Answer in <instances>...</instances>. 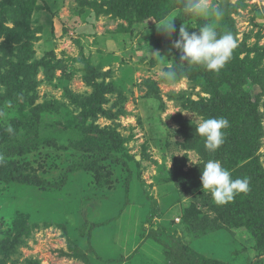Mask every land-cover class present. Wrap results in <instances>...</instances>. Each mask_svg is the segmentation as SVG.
Returning <instances> with one entry per match:
<instances>
[{
	"label": "rangeland",
	"instance_id": "1",
	"mask_svg": "<svg viewBox=\"0 0 264 264\" xmlns=\"http://www.w3.org/2000/svg\"><path fill=\"white\" fill-rule=\"evenodd\" d=\"M28 1L34 6L27 22V36L11 41L0 35V85L4 89L0 110L6 113L0 119V132L10 137L4 143L0 138V147L35 136L40 140L55 139L57 147L39 143L37 150L13 159L19 169L48 181L50 188L41 191L0 183V264H84L77 256V247L86 244L79 228L85 222L92 224L94 216H99L104 203L102 193L112 201L131 197L124 183L128 175L136 178V190L143 198L140 204L132 199V206L126 210H137L141 221L143 211V220L148 217L156 233L161 232L160 224L170 227L177 239L184 238L186 230L203 241L204 249L199 252L226 263L234 264L233 257L236 264L255 256L263 260L264 247L259 249L255 238L241 227V214H226L234 200L217 205L201 187L186 192L175 181L168 182L175 173L200 171L201 161L209 159L219 160L233 179L240 177L233 174L234 168L218 151L209 152L198 145L188 147L191 143L184 130H190L196 140L199 118L207 117L185 106L190 100L208 99L209 94L183 76L174 87L160 78L159 55L165 59L163 67L174 63L168 57L173 47L171 36L157 28L160 20L139 22L129 14L108 12L119 0ZM240 1L243 6L230 16L234 21L231 33L237 42L233 51H242L239 59L248 55L261 60L255 82L237 69L234 76L240 89L236 91L237 97L242 93L250 96L247 111L259 97L255 113L244 117L241 125L258 123L260 131L252 132L258 144L254 157L259 158L264 171V0L226 2L235 5ZM212 3L225 4L224 0ZM0 25L15 28L13 11L3 0ZM196 27L193 24L191 32L198 31ZM224 27L218 22L217 30L223 31ZM93 83L112 91L103 93V112L89 116L86 124L100 130L114 129L125 140L117 155L124 162L105 163L112 172L113 184L102 190H96L90 173L76 167L87 160L90 146L70 136L75 148H66L67 135L62 137L57 126L67 118H83L75 102L93 96ZM38 107L45 112L35 116ZM56 108L60 111L56 112ZM28 119L34 120L29 129L16 127ZM8 124L14 134L5 131ZM183 124L192 126L186 128ZM90 153L97 155L94 149ZM196 185H201L200 180ZM91 197L93 207L87 203ZM56 209L64 215L53 213ZM149 228L150 224L146 225V231Z\"/></svg>",
	"mask_w": 264,
	"mask_h": 264
},
{
	"label": "trees",
	"instance_id": "2",
	"mask_svg": "<svg viewBox=\"0 0 264 264\" xmlns=\"http://www.w3.org/2000/svg\"><path fill=\"white\" fill-rule=\"evenodd\" d=\"M3 1L9 4V9H12L13 11L16 29L0 25V35H3L8 40L11 39V41H13V39L18 41L24 39L28 34L27 22L34 6L33 2L31 4L29 1L27 2V0ZM226 1L227 0H224L225 4L220 5L224 9V17L219 22L225 26L223 31L217 30L221 34L234 31V21L230 16L232 13L236 12L238 7L243 6L242 1L237 2L235 5H229ZM173 11L178 13L176 19L173 21L175 30L171 34V43L173 46L174 41L179 38L178 32L181 26L188 27L191 32L193 24L200 26L206 22L201 18L183 14L182 0H119L109 9L108 12H114L117 16H125L126 14H129L130 16H134L136 21L140 22L148 18H153L155 21H159ZM156 44V48L160 47L158 41ZM241 52L242 51L238 50L233 51L230 61H228L225 67L218 73L208 71L200 66H186V61H180L179 50L173 47L170 52L171 55L168 57L174 62L172 66L177 68L181 73V76L186 74L187 78L194 83L200 84L203 91L209 94L208 99L188 101V105L185 106L186 109L190 108L207 118L223 117L229 121V127L224 130L225 142L216 151L219 152L221 158H225L231 164V167L234 168V175L238 174L240 178L248 179L249 191L247 193H242L241 196L237 195L234 198V202L228 206L226 214L236 216V214L240 213L242 221L239 219V224H242L241 227H245L250 232L252 238H255L254 244L261 249L264 247V171L259 164V158L254 157L255 153L258 151V144L256 141L257 138L252 137L254 136V133L252 132H259L260 127L257 122L249 125H241V121L244 117L255 113L256 101L259 97L254 99L251 105L252 110L250 111L249 109V111H247V107H250L248 103L251 100L250 96L247 93H242L240 97H237L236 90H239L240 88L239 85H237L238 81L234 76L237 73V69H240L244 71L246 75L245 77L250 80V82H255L258 77L255 70L261 58L257 56L254 59H250L249 56L246 55L242 59H239ZM181 63H184L185 65ZM93 87V96L83 99V101L78 100V102H75L77 107L82 110L83 118H67L64 119V121H59L57 126L62 130V137L67 135L66 142L69 144L66 148H75V143L72 142L71 137L76 142L84 143L88 145V147L90 146V150L87 151L89 157L76 167L78 171L90 173L96 190H102L111 188L113 184L112 172L107 168L105 163L124 162L123 159L117 157V155L119 154V151L122 150L125 140L121 138L114 129L100 130L95 125L90 123L86 124L89 116H94L103 112L102 105L105 103L103 93L106 90L107 92L112 91L111 89L101 88L97 83H93ZM226 89L228 90L226 91ZM41 110V107H38L35 116H39L45 112H41ZM58 111L60 110L57 109L56 112ZM66 112L67 110L64 109L63 113ZM33 123L34 120L28 119L25 122H19L16 127L29 129ZM182 126L184 127L185 125L183 124ZM191 126V124H187L185 127L189 128ZM194 127L195 126L192 127V130ZM184 135H186L185 138L191 143L188 147H191L192 145L204 147V140L203 138L201 139L200 136H197L195 140L190 130L187 131V133L186 130H184ZM0 136V138H3V143L10 138L5 135L3 131L0 132ZM68 137L70 138L68 139ZM39 143L43 146L57 147L55 139L40 140L37 136L33 139L26 137L20 142L8 143V146L5 147L2 145L3 147H0V157H2V160H0V183L5 185H18L41 191L50 188L51 184L48 181H45L38 175L32 176L26 173L24 169H19L17 164L13 161L16 157H22L37 150ZM92 149L97 151V155H92L90 153ZM127 159L134 161L132 157H128ZM2 161H4V163ZM124 165H126V163H124ZM171 180L175 181L176 184L186 192L189 189H191L192 192H195L201 187V185H196V182L198 183L200 180V171L194 173H175L172 175V179L168 182H171ZM124 183L127 184L126 187H128V193L131 197L128 198V196H125L123 199L118 197L112 201L110 198L107 199L101 192V200L104 202L102 203V206L105 209L102 208L99 216H94L93 219L95 220H92V224L87 225L85 222L79 228L80 236L86 237V244L77 247L79 251L77 256L81 257L84 264H100L98 262L102 261V257L98 256L95 252L94 246L96 248H105L104 250L111 252V244L113 243L111 240V227L114 226V223L120 218L126 208L132 206V199L135 200L136 204H140L143 198L142 194L140 195L136 190L137 180L135 177L128 175V177L125 178ZM137 185L139 184L137 183ZM128 193L126 191L124 192V194ZM90 199H92V197ZM127 200H129L130 203H127ZM87 203L93 207V199L92 201H87ZM66 209L67 208L65 207V211ZM55 212L64 215V213L59 210L54 211L53 213ZM141 212L140 216H142V221H140V239L143 241L150 240L154 242L155 246L160 249L159 252L164 258V264H230L218 259L207 257L199 252L200 250L198 249H204V246L202 245L203 241L195 239L192 237V233L190 235L186 230H184L185 234L182 239L175 238L172 233L174 231L163 224H160L159 227L161 230V232L159 231L160 234L158 232L156 233V229H151L153 224L150 222L151 220H149L148 217H145L143 220L144 213L143 211ZM102 218L105 219L102 220ZM149 224L150 231H146L145 227ZM136 251L137 249L126 259L131 261L134 258ZM119 258L121 257L119 256ZM231 259L232 262L236 264L234 257ZM117 261L121 260L118 259ZM244 264H264V259L261 260L259 256H255L248 261L246 260Z\"/></svg>",
	"mask_w": 264,
	"mask_h": 264
},
{
	"label": "clouds",
	"instance_id": "3",
	"mask_svg": "<svg viewBox=\"0 0 264 264\" xmlns=\"http://www.w3.org/2000/svg\"><path fill=\"white\" fill-rule=\"evenodd\" d=\"M182 12L188 16L201 18L206 22L196 27L198 31L194 32H190L188 27L181 26L179 28V38L174 41L173 48L179 50L180 61H186V66H200L208 71L218 73L230 61L233 50L237 47V42L231 32L221 34L217 31V24L224 17V9L213 4L212 0H182ZM177 15L178 13L173 11L158 22L157 28L167 36H171L175 30L173 21ZM159 57L161 60L159 76L174 87L181 78V73L175 66L163 67L165 59L160 55ZM183 78L187 79V75L184 74ZM3 91V86L0 85V94ZM184 114L189 113L185 112ZM5 117L6 113L0 110V119ZM228 127L229 121L223 117L204 118L201 116L195 132L203 138L204 147L209 152H215L224 144V130ZM5 131L14 134L11 124L7 125ZM201 163H203V168L200 169L201 189L210 193L212 200L217 205L229 203L237 195L249 191L248 179H233L229 170L223 167L219 160L209 159L206 162L201 161Z\"/></svg>",
	"mask_w": 264,
	"mask_h": 264
},
{
	"label": "crops",
	"instance_id": "4",
	"mask_svg": "<svg viewBox=\"0 0 264 264\" xmlns=\"http://www.w3.org/2000/svg\"><path fill=\"white\" fill-rule=\"evenodd\" d=\"M134 215L135 217L131 218V216ZM135 218H138L139 221L136 222ZM140 221L141 220L138 215V211H124L120 218L116 220L114 226L111 227V240L113 242L111 244V252L104 250L105 248H96L94 246L95 252L98 254V256L102 257V261L98 263L164 264V258L159 252L160 249L155 246L154 242L150 240L143 241L142 239H140ZM130 224H133V226L130 227ZM136 249L137 251L134 258L131 261H128L126 258L130 256ZM119 256L121 258H119ZM118 259H120L121 261H117Z\"/></svg>",
	"mask_w": 264,
	"mask_h": 264
}]
</instances>
